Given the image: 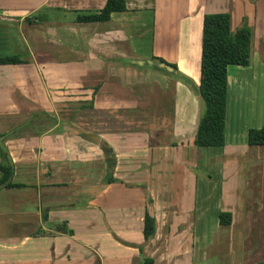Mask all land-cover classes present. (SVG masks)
<instances>
[{
	"label": "crops",
	"instance_id": "obj_1",
	"mask_svg": "<svg viewBox=\"0 0 264 264\" xmlns=\"http://www.w3.org/2000/svg\"><path fill=\"white\" fill-rule=\"evenodd\" d=\"M105 4L0 0V58L24 62L0 66V135L20 186L0 190V264H141L147 198L157 229L143 251L154 264L203 261L211 235L231 245V264L264 259L261 249L243 254L247 235L264 234V146L247 145L264 102L232 95L248 82L264 90V0H125L107 23L75 22ZM212 14L251 31V62L227 71L224 147L197 149L202 24ZM102 143L115 156L107 186ZM203 170L219 175L212 214Z\"/></svg>",
	"mask_w": 264,
	"mask_h": 264
},
{
	"label": "trees",
	"instance_id": "obj_2",
	"mask_svg": "<svg viewBox=\"0 0 264 264\" xmlns=\"http://www.w3.org/2000/svg\"><path fill=\"white\" fill-rule=\"evenodd\" d=\"M126 12L125 0H106L104 8L96 14L78 16L79 24L107 23L113 13ZM158 63L176 70L175 66L163 60L153 59ZM251 62V31L241 28L231 31V18L228 14L206 15L202 24L200 80L198 94L204 104V112L200 117L193 145L197 149H221L225 144V120L227 101V71L231 66L248 67ZM24 62L18 56L0 58V66L22 65ZM91 106L82 107L89 109ZM5 136L0 135V190L14 189L20 186L12 184V161L4 147ZM247 145L250 147L264 146V126L260 129H250L247 133ZM105 163L104 186L116 183L113 179L115 156L111 149L100 144ZM150 199L147 198L143 218L144 245L139 247L141 264H154L152 258L144 256L143 249L153 240L156 234V220L149 213ZM230 214L219 215V225L229 226Z\"/></svg>",
	"mask_w": 264,
	"mask_h": 264
},
{
	"label": "rangeland",
	"instance_id": "obj_3",
	"mask_svg": "<svg viewBox=\"0 0 264 264\" xmlns=\"http://www.w3.org/2000/svg\"><path fill=\"white\" fill-rule=\"evenodd\" d=\"M234 83H235V85H236V82L234 81ZM250 84V82H248L247 83V85L246 86H244L243 88H241V93H239V92H237V91H234L233 92V89L234 88H232V95H233V98H234V100L235 101H237V99L239 98V95L240 96H242V98H244V99H246V100H248V95H249V91L248 90H250V96H251V94H252V92H253V94H252V96H251V99L253 100H255V103L256 102H258V104L259 103H263L264 102V90H262V86L261 87H259L258 86V84L256 83L255 84V86H253L252 88L251 87H248V85ZM78 95H81V96H77V97H79V98H86L87 96H85L83 93H80V94H78ZM74 96H75V94L74 95H68V97H70V98H72V99H74ZM53 98H55V96L53 97ZM78 99H75V101H77ZM75 101H70L69 102V105H68V107H67V110H70V111H72L73 113H74V110H75V112L78 110V108H79V104L81 103V104H85V102H83V100H80V101H77V102H80L79 104L78 103H76ZM87 103V102H86ZM84 106H86V105H84ZM83 107V106H82ZM81 107V108H82ZM200 115L202 116V114H203V112H204V104H203V102L200 100ZM36 110H38V111H40V110H42L41 108H36ZM38 113V114H37ZM36 114H34V115H31L30 117H31V119H30V121H32L33 123L35 122V120L36 119H38L42 114H39L40 112H37ZM99 116V115H98ZM99 118H101V119H104V116H99ZM23 125H25V127H27L28 125H27V123H25V124H22V126ZM31 125H32V123H31ZM40 125V124H39ZM100 128V127H99ZM65 130L63 127H61V130ZM17 131V128L15 129V130H12L10 133V135H12V133H15ZM254 156L253 155H251V157H249V162H251L252 161V158H253ZM197 161L198 160H196V159H194V164L196 165V163H197ZM212 162L213 163H218V160L216 159V158H214L213 160H212ZM220 163V162H219ZM99 166V165H98ZM204 171V170H203ZM205 172V171H204ZM195 174L198 176V177H200L201 176V174H203V172H202V170L201 169H197V170H195ZM207 174V177L209 178V182H210V185H209V192H208V196H207V199L205 200V202H206V204L207 205H209L208 206V209L211 211V213L210 214H212V212L215 210V208H216V204H217V198L219 197V194H218V192H219V175H218V172L217 171H214V170H211V171H209V172H205V175ZM200 175V176H199ZM207 178V179H208ZM255 185L256 184H254L253 183V186H254V191H256V188H255ZM250 194H251V190H250ZM199 206V205H198ZM211 236H213L212 238H208V242H207V247H208V249H207V251L205 252V253H203L204 254V256L206 257V255H207V257L206 258H204V260L203 261H200V260H196L195 258H194V263H191V264H231V262H230V260H227L226 258H228V259H231L232 257V255L231 256H229L228 255V257L226 256L227 255V251L228 250H230V247H231V245H227V244H224V245H222V242L221 241H218V239H217V241H214L213 240V238H215V236L214 235H211ZM256 240H258V241H256ZM256 241V242H255ZM235 242V241H234ZM245 244L246 243H248L247 245H246V247H245V251H244V255L246 254V255H250V254H253L254 253V251H255V249L256 250H258V249H261V250H264V234H262V235H260V236H257V235H247L246 237H245V242H244ZM249 243H252L251 245L249 244ZM236 247V244L234 243V248ZM198 248H199V245H197L196 246V251L198 250ZM220 248H222V249H224L225 250V254L224 255H219L218 254V251H217V249H220ZM235 250V249H234ZM222 253V252H221ZM143 254H144V256H147V255H150L151 256V254H152V252H151V249H150V247H148V248H146L144 251H143ZM229 257H231V258H229ZM231 261H232V259H231ZM260 262V263H259ZM250 264H254V262L253 263H250ZM255 264H264V259H260L259 261H256L255 262Z\"/></svg>",
	"mask_w": 264,
	"mask_h": 264
}]
</instances>
